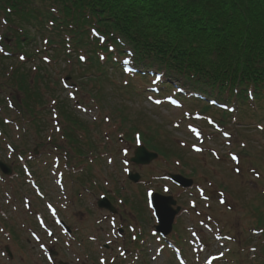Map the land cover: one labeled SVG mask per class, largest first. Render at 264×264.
I'll return each instance as SVG.
<instances>
[{
  "label": "rangeland",
  "instance_id": "1",
  "mask_svg": "<svg viewBox=\"0 0 264 264\" xmlns=\"http://www.w3.org/2000/svg\"><path fill=\"white\" fill-rule=\"evenodd\" d=\"M27 28L34 39L24 51L9 53L6 48L15 36L0 22V121L13 119L0 123V159L14 164L19 174L4 176L0 171V264H52L39 248L42 245L61 252L56 264L58 260L64 264H264V101L255 102L256 107L254 102L248 105L255 112H243L236 104L237 113L224 114L217 104L207 110L208 99L193 102L143 89L137 92L139 81L125 85L124 75L111 69L105 72L108 76L93 78L95 68L85 70L75 54L49 57L52 49L45 51L42 36L33 26ZM14 66L27 72L42 66L48 74L40 82L43 103L27 111L44 122L38 132L39 122L17 119L18 110L9 105V98L24 105V93L11 73ZM61 102L84 125L76 127L77 140L72 130L62 132L65 124L73 127L64 113L59 123L55 121ZM141 141L159 153L148 165L130 162ZM34 147L45 151L48 161L44 164L41 159L32 166L37 180L48 199L62 208V218L76 228L75 237L61 235L52 223L57 214L27 183L17 152L26 158V151ZM66 151L76 154L77 162L75 170L64 174L65 188L68 193L72 187L78 189L86 202L71 199L63 206L65 196L55 187L51 169L58 153L60 166H65ZM128 170L140 174L137 183L128 178ZM171 174L192 178L191 189L173 184ZM154 191L173 196L181 208L168 235L182 249L180 258L169 246L161 249L162 242L152 235L157 221L147 202ZM103 193L118 204L116 218H107L98 206L91 211L90 201ZM26 196L41 202L42 229L27 213ZM128 223L133 227L132 240ZM123 226L128 235L118 233Z\"/></svg>",
  "mask_w": 264,
  "mask_h": 264
},
{
  "label": "trees",
  "instance_id": "2",
  "mask_svg": "<svg viewBox=\"0 0 264 264\" xmlns=\"http://www.w3.org/2000/svg\"><path fill=\"white\" fill-rule=\"evenodd\" d=\"M0 21L16 38L11 51L34 39L30 25L50 57L86 55L78 62L95 68L93 78L122 72L127 58L141 88L156 73L159 91L177 82L189 99L264 101V0H0ZM43 71L11 72L27 111L43 103ZM61 110L73 125L65 130L83 127L66 105Z\"/></svg>",
  "mask_w": 264,
  "mask_h": 264
},
{
  "label": "water",
  "instance_id": "3",
  "mask_svg": "<svg viewBox=\"0 0 264 264\" xmlns=\"http://www.w3.org/2000/svg\"><path fill=\"white\" fill-rule=\"evenodd\" d=\"M156 157V153L148 152L144 147H140L137 149L133 161H135L136 163L147 164ZM1 166L6 173H10V168L8 166L3 163H1ZM130 177L134 181H137L139 178L138 174H132L130 175ZM173 178L175 181L184 185L191 184V180H186L185 178L179 175H175ZM153 204L154 208L156 209L157 216L160 219L159 229L166 234L171 230L174 217L178 213L179 208H172V205L175 204V200H173L172 197H163L159 194H155ZM102 205L104 204L102 203Z\"/></svg>",
  "mask_w": 264,
  "mask_h": 264
},
{
  "label": "snow or ice",
  "instance_id": "4",
  "mask_svg": "<svg viewBox=\"0 0 264 264\" xmlns=\"http://www.w3.org/2000/svg\"><path fill=\"white\" fill-rule=\"evenodd\" d=\"M21 59H23V57H21ZM81 59H84V57H81ZM225 135H227V133H225ZM137 142L139 143V139L137 140ZM199 150L200 149H197V151H199ZM124 151H125V153H127V149H125ZM232 158H233V160H237V157L235 155H233ZM237 171H238V169H237ZM165 190L167 191V189H165ZM149 195H151V192H149ZM221 203H224L223 199H221Z\"/></svg>",
  "mask_w": 264,
  "mask_h": 264
}]
</instances>
